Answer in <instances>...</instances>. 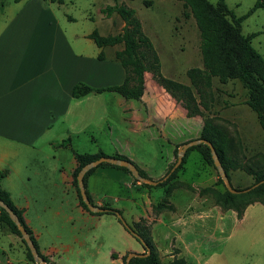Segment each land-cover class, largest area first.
<instances>
[{
	"label": "crops",
	"instance_id": "0c3cea01",
	"mask_svg": "<svg viewBox=\"0 0 264 264\" xmlns=\"http://www.w3.org/2000/svg\"><path fill=\"white\" fill-rule=\"evenodd\" d=\"M21 2L0 29V171L7 172L1 185L22 211L42 254L53 264H80L66 257L70 245L44 241L50 232L44 218L48 204L56 203L57 214L71 224L113 214H91L80 205L73 183L74 152L124 155L158 180L174 161L176 145L195 137L191 126L198 122L148 72L141 100L104 90L125 79V69L111 50L122 47L97 46L89 37L92 29L63 25L51 4ZM77 84L93 90L75 97ZM163 143L168 144L165 161L159 163ZM198 167L194 181L182 175L185 168L179 179L195 188L214 185L217 176L206 174L204 164ZM85 187L93 204L119 209L131 226L153 213L151 234L164 260L177 256L187 264H224L222 247L227 240L237 249L239 229L245 237L255 229L260 238L254 242L259 249L255 264H264V203L252 202L239 215L208 195L178 187L168 199L170 207L155 212L153 206L163 199L165 187L149 190L112 165H98ZM180 193L188 195L186 202L179 203ZM117 221L125 244L112 257L123 264L124 255L142 253L144 247ZM55 239L61 241L63 235L56 233ZM0 264H30L21 238L2 222Z\"/></svg>",
	"mask_w": 264,
	"mask_h": 264
},
{
	"label": "trees",
	"instance_id": "16d2710c",
	"mask_svg": "<svg viewBox=\"0 0 264 264\" xmlns=\"http://www.w3.org/2000/svg\"><path fill=\"white\" fill-rule=\"evenodd\" d=\"M15 1L20 2L22 0ZM58 1L61 2L63 0ZM180 1L183 2L185 8L184 16H192L195 19L200 34L199 49L202 57V67H192L187 71L190 84L167 77L162 73L159 54L150 37L145 33L142 22L135 10L123 3H115L113 6L109 5L102 8V12L107 16L116 12L125 23L122 31L116 34L101 35L95 29L89 34V37L92 38L99 47L103 48L114 45L123 46L122 49L115 51V59L124 67L126 72L125 79L123 83L104 88V90L117 92L126 99L141 100L146 90L145 74L150 72L153 79L187 110V116L202 117L203 126L200 136L197 138L207 139L213 144L231 183V171L240 170L253 177V182L245 187L248 188L264 180V169L248 166L226 151V145L229 140L228 134L222 127L215 124L212 119L207 116L206 112L210 110L211 102L209 103L206 96L211 91L214 79H218L221 83H227L230 80L239 81L247 90V99L245 103L256 113L259 124L261 128L264 129V56L252 44V39L255 34L246 35L242 32L243 21L258 8H264V0H256L252 8L241 16H237L232 11L226 0H216L215 3L209 0ZM102 55L101 52L100 56L102 57ZM92 90L93 89L89 86L77 84L73 89V95L79 97ZM99 91H102V89ZM186 142L176 145L174 150L176 160L179 146ZM193 150L198 151L202 155L204 166L210 165L216 170L217 181L214 185L195 188L191 183L179 179L181 171L185 168L189 154ZM74 154L77 167L73 171V183L78 193L80 205L91 214L108 213L117 216V213H121V211L109 205L102 206V208L105 209L103 212H92L83 201L78 186L77 176L80 169L85 164L105 154L102 151L98 153H80L75 151ZM115 157L130 160L128 157L120 154H116ZM176 160L170 164L165 175L171 170ZM103 165L112 164H100V166ZM112 166L121 168L132 175L131 171L126 167L117 165ZM136 166L142 176L153 179L145 170L138 165ZM96 167L90 169L86 173L84 181H86L87 176L92 173ZM6 173L5 170L0 171V200L8 204L19 216L22 225L28 231L39 254L47 263L53 264L41 253L33 231L24 220L22 211L13 204L9 192L2 187L1 181ZM134 179L135 181H139L135 177ZM141 185L149 190L165 187L163 199L153 206L155 212L170 207L168 199L173 190L178 187H188L189 189L197 190L200 195L214 197L213 200L217 204L223 206V208H235L238 210L239 215L242 213V210L252 202L258 201L264 203V182L250 191L242 193H232L226 188L214 164L211 149L205 143H200L188 148L182 163L167 180L157 185L146 182H141ZM221 185L223 188L220 187ZM235 188L239 190L244 189ZM87 194L92 202L88 191ZM118 220L121 222L119 218ZM0 222L5 223L13 233L21 238L25 245L29 263L37 264L16 223L11 219L9 213L1 206ZM132 228L144 241V244H142L144 252L142 253L149 251V254L142 257H133L128 264H187V261L183 257L176 256L171 260H164L160 256L153 242L151 227L146 223L144 218L132 223ZM136 239L141 242L139 238L136 237ZM126 256L127 254L123 256V264H126Z\"/></svg>",
	"mask_w": 264,
	"mask_h": 264
},
{
	"label": "rangeland",
	"instance_id": "374dc122",
	"mask_svg": "<svg viewBox=\"0 0 264 264\" xmlns=\"http://www.w3.org/2000/svg\"><path fill=\"white\" fill-rule=\"evenodd\" d=\"M42 1L45 5H52L63 25L68 23L78 30L92 29L94 31L96 29L101 35L118 33L121 23L124 22L116 12L107 16L102 12V8L113 6L115 3H123L133 8L140 18L145 33L150 37L159 54L162 73L165 76L190 84L187 71L192 67H202L199 30L192 16H184L185 8L180 0ZM209 1L216 2V0ZM20 2L0 0V29L24 4ZM226 2L237 16H241L252 8L256 0H226ZM70 17L75 18L77 22H71ZM242 32L246 35L255 34L252 44L264 56V8H258L243 21ZM115 48L117 47L115 46L111 50L115 52ZM148 73L152 75L150 72ZM206 97L209 103L211 102L210 110L206 112L207 116L228 134L226 151L248 166L264 169V129L261 128L256 113L245 103L247 90L243 85L236 80L221 83L218 79H214L211 91ZM191 120L198 123L192 124L191 131L195 137L189 140L200 136V128L203 124V119L200 116ZM197 124H200V127L199 125L197 127ZM148 145L152 146V144ZM159 145H162L163 152L159 155L157 162L162 163L165 161L168 144ZM152 152L154 154V151ZM175 160L176 156L174 155ZM203 162L202 155L198 151H191L185 164L186 173L182 175L188 181H194L197 179L198 166ZM205 167L206 174L216 175V170L212 166L205 165ZM231 179L233 185L238 188H245L253 182L252 176L240 170L231 171ZM220 187L223 188L222 185ZM180 194L179 203L186 202L188 195ZM209 197L212 200L214 198ZM48 205L49 208L44 215L50 229V232L43 236L46 243L57 247L60 243L70 245L71 248L66 257L72 261H79L80 264L118 263V261H114L112 253L123 251L125 240L119 234L120 227L115 216L102 215L86 223L77 220L75 224H71L64 220V216L57 214L56 203L52 202ZM151 216L153 217V213ZM149 225L152 228L153 221ZM56 233L62 234L63 240L56 241ZM244 234H248L247 237L243 236L242 229H239L237 244L241 241V245H238L237 249H234L231 240H227L222 247V249L224 248L222 256L224 264H255V261H258L256 253L259 249L254 246V242H259L260 239L256 235L257 230L254 229L253 233L250 231ZM251 237H253L252 240ZM138 244L140 245V243Z\"/></svg>",
	"mask_w": 264,
	"mask_h": 264
},
{
	"label": "water",
	"instance_id": "95a60500",
	"mask_svg": "<svg viewBox=\"0 0 264 264\" xmlns=\"http://www.w3.org/2000/svg\"><path fill=\"white\" fill-rule=\"evenodd\" d=\"M200 143H205L207 144L210 149H211V153H212V158L214 160V164L217 168L218 173L220 174L221 178L223 179V182L226 186V188L232 192V193H242V192H248L251 189L255 188L256 186H258L260 183L264 182V180H262L261 182L255 183L254 185L248 187V188H244V189H236L230 179L227 176V173L219 159V156L217 154V151L215 149V147L213 146V144L208 141L207 139L204 138H196L193 140H190L184 144H182L181 146H179L178 148V152H177V160L175 162V164L173 165V167L171 168V170L162 178L155 180V179H151V178H147L141 175L138 167L136 166V164L128 159L125 158H118L115 156H108V155H103L101 157H99L98 159H95L87 164H85L79 171L78 176H77V180H78V186L80 189V194L81 197L83 199V201L85 202V204L88 206V208L92 211V212H103L105 209L97 206L95 204H93L90 200V198L88 197L87 191H86V187H85V181H84V177L86 175V173L100 165L101 163H109L112 165H117V166H122V167H126L128 168L132 175L137 178L140 182H146L152 185H157L160 182H163L165 180H167L170 175L179 167V165L182 163L185 153L188 150V148H190L191 146L200 144ZM0 206L3 207L8 213L9 216L11 217V219L16 223L18 229L20 230L23 239L25 240L27 246L29 247L32 256L35 260V262L37 264H49L47 263V261L39 254L37 247L35 246L33 240L31 239L28 231L25 229V227L22 225L19 216L13 211V209H11L9 207L8 204H6L5 202L0 200ZM118 218L121 220L122 224L125 226V228L131 233L133 234L135 237L139 238L142 242V244H144L143 239L140 238V236L138 235V233L132 228V226L125 220V218L123 217V215L121 213H117ZM149 254V251L146 253H138V252H131L129 254H127L126 256V264L129 263V261L133 258V257H142V256H146Z\"/></svg>",
	"mask_w": 264,
	"mask_h": 264
},
{
	"label": "built area",
	"instance_id": "2783aa9c",
	"mask_svg": "<svg viewBox=\"0 0 264 264\" xmlns=\"http://www.w3.org/2000/svg\"><path fill=\"white\" fill-rule=\"evenodd\" d=\"M138 182H140V181H138ZM145 221L147 224H151V222L153 221V217L151 216V213H149V215H147L145 217Z\"/></svg>",
	"mask_w": 264,
	"mask_h": 264
}]
</instances>
